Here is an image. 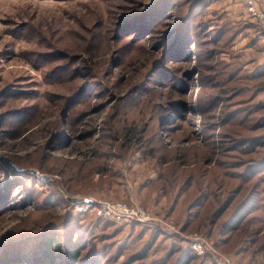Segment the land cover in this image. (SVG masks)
Instances as JSON below:
<instances>
[{"label": "rangeland", "instance_id": "374dc122", "mask_svg": "<svg viewBox=\"0 0 264 264\" xmlns=\"http://www.w3.org/2000/svg\"><path fill=\"white\" fill-rule=\"evenodd\" d=\"M194 233L264 264V30L244 2L0 0V264L46 263V237L79 264H220Z\"/></svg>", "mask_w": 264, "mask_h": 264}, {"label": "built area", "instance_id": "2783aa9c", "mask_svg": "<svg viewBox=\"0 0 264 264\" xmlns=\"http://www.w3.org/2000/svg\"><path fill=\"white\" fill-rule=\"evenodd\" d=\"M245 4L247 14L264 30V9H260L258 0H242ZM264 1V0H261ZM91 207L92 211L100 219H108L114 222H139V223H151L156 221L151 214L140 208L137 204L128 205L126 203H115L107 200H97L84 204L82 209ZM80 209V210H82ZM76 210V209H75ZM79 210V211H80ZM78 211V210H77ZM164 227V226H163ZM167 230L168 228H164ZM169 230V229H168ZM185 239L190 245L191 250L201 257L210 256L214 259V262L224 264L229 263L227 259L221 258L200 234H189Z\"/></svg>", "mask_w": 264, "mask_h": 264}, {"label": "trees", "instance_id": "16d2710c", "mask_svg": "<svg viewBox=\"0 0 264 264\" xmlns=\"http://www.w3.org/2000/svg\"><path fill=\"white\" fill-rule=\"evenodd\" d=\"M178 44L181 42L186 43L185 39L178 37L176 40ZM182 52V51H181ZM178 52L179 54L181 53ZM175 54V53H174ZM178 54V55H179ZM172 56V52L169 53ZM40 254L42 259L46 262L43 264H79L78 259L82 247L75 243L70 249H65V246L60 242H55L54 239L48 237L41 239L39 244ZM185 264V263H183Z\"/></svg>", "mask_w": 264, "mask_h": 264}, {"label": "water", "instance_id": "95a60500", "mask_svg": "<svg viewBox=\"0 0 264 264\" xmlns=\"http://www.w3.org/2000/svg\"><path fill=\"white\" fill-rule=\"evenodd\" d=\"M72 200H75L74 198Z\"/></svg>", "mask_w": 264, "mask_h": 264}]
</instances>
